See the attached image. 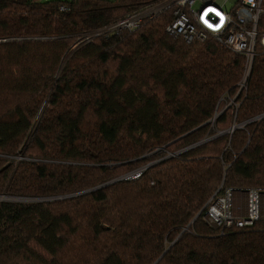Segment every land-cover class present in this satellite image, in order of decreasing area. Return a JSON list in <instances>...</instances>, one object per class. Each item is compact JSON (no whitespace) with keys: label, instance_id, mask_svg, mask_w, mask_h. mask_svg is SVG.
<instances>
[{"label":"trees","instance_id":"16d2710c","mask_svg":"<svg viewBox=\"0 0 264 264\" xmlns=\"http://www.w3.org/2000/svg\"><path fill=\"white\" fill-rule=\"evenodd\" d=\"M162 1L0 0V196L28 199H0V264H264L263 217L203 219L264 194V50L245 78L212 36H168L171 9L93 35Z\"/></svg>","mask_w":264,"mask_h":264},{"label":"built area","instance_id":"2783aa9c","mask_svg":"<svg viewBox=\"0 0 264 264\" xmlns=\"http://www.w3.org/2000/svg\"><path fill=\"white\" fill-rule=\"evenodd\" d=\"M263 0H236L224 9L225 0H165L133 11L119 19L103 32H122L136 29L143 20L172 10V21L165 32L172 38H181L186 44L204 41L212 36L217 42L245 57V67L250 66L255 55L258 37L257 24L262 13ZM264 47V36L261 39ZM237 189L224 188L213 195L204 207L203 219L221 232L230 228L251 226L262 218V194L251 188L246 192V213L236 215L233 196Z\"/></svg>","mask_w":264,"mask_h":264},{"label":"rangeland","instance_id":"374dc122","mask_svg":"<svg viewBox=\"0 0 264 264\" xmlns=\"http://www.w3.org/2000/svg\"><path fill=\"white\" fill-rule=\"evenodd\" d=\"M235 2H236V0H225V4H224L223 8L224 9H229L231 6L234 5ZM263 36H264V33H262V35H260V36L258 34L259 38L257 37V40H256L255 51H256L257 47L261 48L262 50H264V47L261 44V39L263 38ZM247 75H248V68L245 67V70H244L245 78H246ZM243 82L241 83L240 88L243 87ZM235 127L239 128L241 126L240 125H235ZM17 159L19 160L20 158H17ZM250 187H253V186L244 185L242 188L241 187H237L236 188L237 190H236V192H235V194L233 196V199H234L233 202H234L236 215H244L246 213V202H247V200H246V192H247L248 188L251 189ZM1 197H3V196H0V199H1ZM4 197H6V196H4ZM262 217L264 218V195L262 196Z\"/></svg>","mask_w":264,"mask_h":264},{"label":"water","instance_id":"95a60500","mask_svg":"<svg viewBox=\"0 0 264 264\" xmlns=\"http://www.w3.org/2000/svg\"><path fill=\"white\" fill-rule=\"evenodd\" d=\"M259 118H264V115H261V116H259ZM236 127L235 126H233L230 130L232 131L233 129H235ZM203 141H201V142H199L198 144H200V143H202ZM198 144H196V145H198ZM195 145H193V146H191V147H194ZM191 147H188V148H186V149H184L183 151H185V150H187V149H189V148H191ZM114 181H112V182H109V183H107V184H105V185H108V184H111V183H113ZM101 187H103V186H101ZM8 200V199H13V200H16V201H27L28 199H14V198H10V197H1V200Z\"/></svg>","mask_w":264,"mask_h":264},{"label":"bare ground","instance_id":"6f19581e","mask_svg":"<svg viewBox=\"0 0 264 264\" xmlns=\"http://www.w3.org/2000/svg\"><path fill=\"white\" fill-rule=\"evenodd\" d=\"M128 176H129V179H133V178H135L136 176H138V174H137L136 172H132V173H130Z\"/></svg>","mask_w":264,"mask_h":264}]
</instances>
